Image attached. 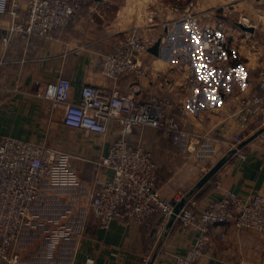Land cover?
<instances>
[{"label":"crops","instance_id":"crops-1","mask_svg":"<svg viewBox=\"0 0 264 264\" xmlns=\"http://www.w3.org/2000/svg\"><path fill=\"white\" fill-rule=\"evenodd\" d=\"M91 1L96 9L93 21L85 10L74 25L41 38L11 35L12 17L0 15V135L50 145L66 155L74 177L64 184L41 188L13 251L19 254L20 264H88V259L93 264H143L146 258L148 263L154 258V264H173L174 257L183 254L196 239L195 232L179 223L167 228L169 220L163 216L154 218L147 227L113 220L107 228H100L90 222V195L96 181L111 176L110 170L97 168L95 161L107 155L117 138L142 145L151 151L157 164L160 193L172 199L178 192L196 189L194 198L199 196V209L227 189L245 199L262 190L264 143L257 138L246 144V159L229 158L228 154L229 141L238 130L230 116L234 96L252 88L248 74L257 67L259 56L251 51L245 34L232 30L220 45L223 52L203 51L200 41L205 31L214 29L223 7L229 5L237 22L238 15L260 16L261 28L249 33L263 45L264 0H255V4L250 0H199L190 21L169 8L171 0ZM24 14L19 9L18 19ZM133 28L149 30L155 41L161 40L159 55L147 51L142 56L146 75L140 79L104 77L99 62L110 52L114 35ZM190 44L194 50H190ZM225 49L245 60L240 65V78L233 75L236 68ZM200 56L218 60L219 64L205 63L198 59ZM200 75L206 80L199 79L204 78ZM60 76L70 80L74 102L79 100L84 85H93L105 92L134 94L137 100L156 95L185 103L183 128L209 140L202 147V139L189 151L148 127L132 128L123 134L114 124L104 136L68 128L62 123L63 109L38 97L48 82ZM225 91L232 95H224ZM222 159L211 179L197 186ZM215 181H219L218 187ZM222 230L225 239L211 229L210 243L196 264H264V237L259 232L238 229L233 222L226 223Z\"/></svg>","mask_w":264,"mask_h":264},{"label":"built area","instance_id":"built-area-1","mask_svg":"<svg viewBox=\"0 0 264 264\" xmlns=\"http://www.w3.org/2000/svg\"><path fill=\"white\" fill-rule=\"evenodd\" d=\"M198 1L171 0L169 8L181 12L190 21ZM88 3V0H0V15L12 17L11 35L19 33L27 38H41L71 25ZM21 8L25 14L19 20ZM88 12L90 21H93L95 8L89 5ZM232 15L231 6L223 7L214 29L203 33L204 38L200 41L203 51L223 52L220 45L229 37L231 24L235 26L234 32L238 30L237 23L253 27V33L259 29L257 24H245L240 19L232 21ZM236 32L245 34L251 51L259 56L256 77L249 83L252 88L234 96L236 102L230 112L238 130L229 141L228 154L232 152L229 158L246 159L243 152L246 145L241 146L243 141L259 132L254 139L259 138L264 143V96L258 93V90L264 91V44L252 37L253 33ZM154 42L152 32L143 28L114 35L110 52L99 62L101 74L110 79L123 76L142 78L146 75V68L140 60ZM70 91V80L60 76L48 82L44 91L38 94L53 107L63 109L62 123L68 128L104 136L114 124L123 134L132 128L148 127L171 138L174 144L191 149L189 151L202 139V147L209 140L183 128L181 119L187 114L185 103H174L156 95L137 100L134 94L105 92L93 85H84L79 100L74 102ZM223 93L232 95L226 91ZM252 124L256 125L250 130ZM95 166L111 171V176L96 181L90 195V222L100 228H107L113 220L125 225L147 226L156 213L169 220L175 206L183 202L174 222L195 232L196 239L183 254L174 257L173 264H196L210 243L211 229H216L219 237L225 239L222 228L228 222H233L238 229L257 231L264 237V187L249 199L227 189L220 198L209 201L202 209H199L194 194L188 195V192H178L168 199L156 187L157 164L151 151L142 145L130 144L124 137L117 138L107 155L95 161ZM73 179L65 154L46 143L0 135V261L20 264V256L13 247L41 188L45 184H64ZM215 185L218 187L219 181H215ZM93 262L87 260L88 264ZM143 264H148L147 258Z\"/></svg>","mask_w":264,"mask_h":264},{"label":"rangeland","instance_id":"rangeland-1","mask_svg":"<svg viewBox=\"0 0 264 264\" xmlns=\"http://www.w3.org/2000/svg\"><path fill=\"white\" fill-rule=\"evenodd\" d=\"M253 4H255V0H250ZM88 4L83 8V10H82V12L80 13V15L76 18V20H75V22H73L71 25H74L75 23H76V21H78L79 19H80V17L82 16V15H84V13H85V10H87L86 12H87V14H89V12H88V10H89V5H93V3H92V1L91 0H88ZM84 12V13H83ZM95 12H96V9H95ZM96 14V13H95ZM90 18V17H89ZM236 17H233L232 16V21H236V20H234ZM238 18L240 19V20H242L245 24H254V25H258L259 26V29L261 28V25H260V23H259V19L258 18H260V16L259 15H256V14H252L251 16H247V15H243V16H241L240 17V15H238V17H237V20H238ZM233 27H232V31L234 32V29H235V26L233 25V24H231ZM234 28V29H233ZM236 31H240L239 29L238 30H236ZM235 31V32H236ZM189 48H190V50H194L195 49V47L192 45V44H190L189 45ZM225 53H226V56H227V58L229 59V62H230V64L232 65V67H234V68H236V69H233L234 70V72H233V75H235V76H237L238 78H240V76H242L243 75V72H241L240 71V65H241V63L244 61L245 62V60L243 59V58H241V60H240V58L238 57V55H237V53H235L234 51H231L230 49H225ZM193 59H195V58H193ZM198 59H201L202 61H204L205 63H209V64H213V63H216V64H219V62H218V60H211V58L210 59H208L207 60V58L205 57V58H202L201 56L198 58ZM228 61V60H227ZM250 66V65H249ZM241 72V75H239L240 74V72ZM256 71H257V68H254V69H251V72H250V74H248V77H249V83L253 80V78H255L256 77ZM205 75H200V77H204ZM199 79H202V80H206V78L204 77V78H199ZM31 216V215H30ZM30 218V217H29Z\"/></svg>","mask_w":264,"mask_h":264},{"label":"water","instance_id":"water-1","mask_svg":"<svg viewBox=\"0 0 264 264\" xmlns=\"http://www.w3.org/2000/svg\"><path fill=\"white\" fill-rule=\"evenodd\" d=\"M95 1H99V0H95ZM237 26L241 29V30H244V31H248V32H253L254 31V28L251 27V26H245L243 25L242 23H237ZM160 43H161V40L158 39L154 42V44L152 46H150V48L148 49V52L155 55V56H158L159 55V48H160ZM259 132H256L255 134H253L251 137H249L247 140L243 141L241 143V146H244L246 144H248L250 141H252L258 134ZM229 154H232V152H229ZM224 159L222 160H219L198 182L197 186H202L204 185L206 182H208L211 177L216 173V171L220 168V166L222 165ZM183 205V202H180L178 203L172 214L170 215V218H169V221L167 223V228H169L173 222H174V219H175V215L178 213L180 207ZM154 262V258H152L150 260V262L148 264H152Z\"/></svg>","mask_w":264,"mask_h":264},{"label":"trees","instance_id":"trees-1","mask_svg":"<svg viewBox=\"0 0 264 264\" xmlns=\"http://www.w3.org/2000/svg\"><path fill=\"white\" fill-rule=\"evenodd\" d=\"M69 26H72V25H69ZM68 26V27H69ZM67 28V27H66ZM62 29H64V28H62ZM58 30H60V29H58ZM260 93L259 94H262L263 96H264V91H259ZM157 174H158V168H157ZM156 187L158 188V178H157V180H156ZM195 190L196 189H194V190H191L190 192H188V195H190V194H194L195 193ZM199 198V196H197L196 195V198L195 199H197V200H199L198 199ZM162 217L163 215L161 214V213H156L153 217H152V219L150 220V224H151V221L154 219V218H156V217ZM147 226H149V225H147ZM147 226H143V227H147Z\"/></svg>","mask_w":264,"mask_h":264}]
</instances>
